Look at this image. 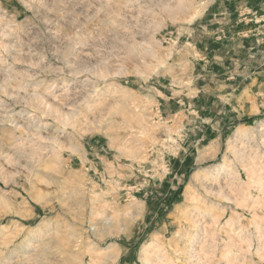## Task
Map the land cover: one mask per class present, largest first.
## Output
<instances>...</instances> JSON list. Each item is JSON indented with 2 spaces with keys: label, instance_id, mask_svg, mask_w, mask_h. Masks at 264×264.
Listing matches in <instances>:
<instances>
[{
  "label": "rangeland",
  "instance_id": "1",
  "mask_svg": "<svg viewBox=\"0 0 264 264\" xmlns=\"http://www.w3.org/2000/svg\"><path fill=\"white\" fill-rule=\"evenodd\" d=\"M258 54L264 0H0V264H264V116L192 111Z\"/></svg>",
  "mask_w": 264,
  "mask_h": 264
},
{
  "label": "crops",
  "instance_id": "2",
  "mask_svg": "<svg viewBox=\"0 0 264 264\" xmlns=\"http://www.w3.org/2000/svg\"><path fill=\"white\" fill-rule=\"evenodd\" d=\"M263 1V0H259ZM263 3V2H262ZM250 11V9H248ZM251 20V19H250ZM207 49V48H205ZM253 59L250 60L251 71H243L239 74V77L236 82H233L228 85H215L214 88L210 89H202L197 88V92L194 96H198L196 102L197 106L195 111L199 113L202 111V98H204L205 94L210 95L211 97L218 98L220 104L223 106L224 112L227 111H234L237 112L236 118L237 120H245L247 122H254L258 120L260 117L264 116V54L263 55H253ZM248 62V61H246ZM236 85V86H234ZM212 90V91H211ZM216 91V92H215ZM215 92V93H212ZM200 96V97H199ZM218 105L213 106L210 109L209 114L213 111L214 114L211 116V123L210 126H206L204 128L203 133L200 134L199 142H209V141H218L221 136L224 134L223 129L219 121L216 112ZM206 110V109H205ZM185 111V110H184ZM220 112V111H219ZM207 113V114H208ZM203 114V113H202ZM206 115V113H205ZM194 133L193 135H195ZM192 136L189 139L191 141ZM213 142V143H216ZM219 142V141H218ZM188 159H191L190 156H187ZM182 159V158H181ZM180 158L173 159V168L179 169L183 164ZM196 164L201 163L200 160L195 159ZM186 164L190 165V163L185 162ZM184 163V165H186ZM163 187V185H161Z\"/></svg>",
  "mask_w": 264,
  "mask_h": 264
},
{
  "label": "bare ground",
  "instance_id": "3",
  "mask_svg": "<svg viewBox=\"0 0 264 264\" xmlns=\"http://www.w3.org/2000/svg\"><path fill=\"white\" fill-rule=\"evenodd\" d=\"M245 132V131H244ZM244 132H243V127L241 128H237V130H236V132H235V136L236 137H240V138H242V137H244L245 136V134H244ZM234 136V137H235ZM216 166L217 167H221V166H223V164H216ZM179 206V205H178ZM180 207V206H179ZM151 245V244H150ZM145 246H146V244H145ZM144 246V247H145ZM148 249V246L144 249V250H147ZM143 251V250H142ZM148 252V251H147ZM144 253V252H143ZM147 254V255H146ZM146 254H144V255H146L145 257H144V260L146 261V262H148L149 264H164L163 263V260H157V259H152V255L149 253V255H148V253H146ZM158 255V254H157ZM153 256H154V254H153ZM165 256V255H164ZM155 257H156V255H155ZM163 257V256H162ZM161 257V258H162ZM110 258V257H109ZM165 261V260H164Z\"/></svg>",
  "mask_w": 264,
  "mask_h": 264
},
{
  "label": "trees",
  "instance_id": "4",
  "mask_svg": "<svg viewBox=\"0 0 264 264\" xmlns=\"http://www.w3.org/2000/svg\"><path fill=\"white\" fill-rule=\"evenodd\" d=\"M174 199H169L167 203V210H169L173 206Z\"/></svg>",
  "mask_w": 264,
  "mask_h": 264
}]
</instances>
